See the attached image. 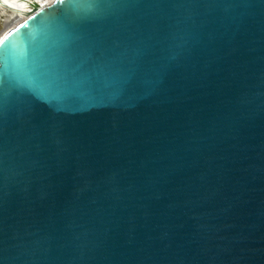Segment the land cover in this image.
Here are the masks:
<instances>
[{
	"label": "water",
	"instance_id": "water-1",
	"mask_svg": "<svg viewBox=\"0 0 264 264\" xmlns=\"http://www.w3.org/2000/svg\"><path fill=\"white\" fill-rule=\"evenodd\" d=\"M0 36V264H264V0H49Z\"/></svg>",
	"mask_w": 264,
	"mask_h": 264
},
{
	"label": "bare ground",
	"instance_id": "bare-ground-1",
	"mask_svg": "<svg viewBox=\"0 0 264 264\" xmlns=\"http://www.w3.org/2000/svg\"><path fill=\"white\" fill-rule=\"evenodd\" d=\"M49 0H0V8L5 13L3 18L5 28L0 36L11 27L20 23L28 14L32 5L44 6Z\"/></svg>",
	"mask_w": 264,
	"mask_h": 264
},
{
	"label": "rangeland",
	"instance_id": "rangeland-1",
	"mask_svg": "<svg viewBox=\"0 0 264 264\" xmlns=\"http://www.w3.org/2000/svg\"><path fill=\"white\" fill-rule=\"evenodd\" d=\"M5 16V13L3 12V10L0 8V32L5 28V24L3 21V18Z\"/></svg>",
	"mask_w": 264,
	"mask_h": 264
}]
</instances>
